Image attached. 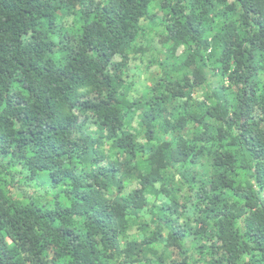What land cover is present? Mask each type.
I'll return each mask as SVG.
<instances>
[{
    "label": "trees",
    "instance_id": "obj_1",
    "mask_svg": "<svg viewBox=\"0 0 264 264\" xmlns=\"http://www.w3.org/2000/svg\"><path fill=\"white\" fill-rule=\"evenodd\" d=\"M0 264H264V0H0Z\"/></svg>",
    "mask_w": 264,
    "mask_h": 264
},
{
    "label": "rangeland",
    "instance_id": "obj_2",
    "mask_svg": "<svg viewBox=\"0 0 264 264\" xmlns=\"http://www.w3.org/2000/svg\"><path fill=\"white\" fill-rule=\"evenodd\" d=\"M67 23L71 24L72 19L69 18ZM160 33L161 30L159 28L150 30L145 41L141 43V45H144V53L137 55L131 62V75L135 81V86L133 87L131 94L141 93L146 84L149 83V75L160 73L158 65L152 62L153 58L158 57V55L160 56ZM196 99L199 101L203 100L202 91L197 93ZM40 191H43V188H40Z\"/></svg>",
    "mask_w": 264,
    "mask_h": 264
}]
</instances>
